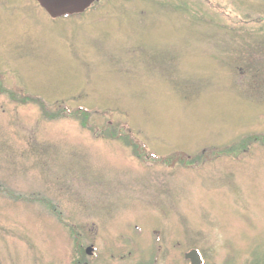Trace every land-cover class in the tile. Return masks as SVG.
Segmentation results:
<instances>
[{
  "label": "rangeland",
  "instance_id": "374dc122",
  "mask_svg": "<svg viewBox=\"0 0 264 264\" xmlns=\"http://www.w3.org/2000/svg\"><path fill=\"white\" fill-rule=\"evenodd\" d=\"M91 6L0 0V264H264V0Z\"/></svg>",
  "mask_w": 264,
  "mask_h": 264
},
{
  "label": "water",
  "instance_id": "95a60500",
  "mask_svg": "<svg viewBox=\"0 0 264 264\" xmlns=\"http://www.w3.org/2000/svg\"><path fill=\"white\" fill-rule=\"evenodd\" d=\"M40 6L50 15L57 19L66 15L80 14L85 12L96 0H37ZM92 249L89 250V253ZM191 264H203L202 257L197 250L185 255Z\"/></svg>",
  "mask_w": 264,
  "mask_h": 264
},
{
  "label": "trees",
  "instance_id": "16d2710c",
  "mask_svg": "<svg viewBox=\"0 0 264 264\" xmlns=\"http://www.w3.org/2000/svg\"><path fill=\"white\" fill-rule=\"evenodd\" d=\"M63 110V109H62Z\"/></svg>",
  "mask_w": 264,
  "mask_h": 264
}]
</instances>
